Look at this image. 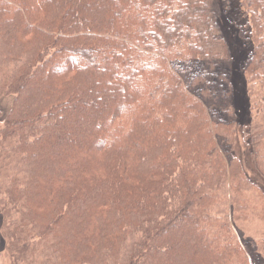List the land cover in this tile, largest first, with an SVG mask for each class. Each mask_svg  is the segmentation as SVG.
<instances>
[{"label":"trees","instance_id":"trees-1","mask_svg":"<svg viewBox=\"0 0 264 264\" xmlns=\"http://www.w3.org/2000/svg\"><path fill=\"white\" fill-rule=\"evenodd\" d=\"M223 18L264 124V0H0L11 264H252L231 222L249 190L264 218V129L237 149Z\"/></svg>","mask_w":264,"mask_h":264},{"label":"rangeland","instance_id":"rangeland-1","mask_svg":"<svg viewBox=\"0 0 264 264\" xmlns=\"http://www.w3.org/2000/svg\"><path fill=\"white\" fill-rule=\"evenodd\" d=\"M234 9L237 10L236 4H234ZM237 18L240 19L241 17ZM221 27L226 35L227 42L235 51L236 61L234 60L235 65L230 70V78H232L233 87L236 93V105L242 110V117L240 118V125L237 131V149L244 152L250 149V141L253 138L255 139L258 137L264 129L260 111L253 108L254 104L259 100L261 88L257 83L249 81L246 76V78H244L245 81H247L246 89H248V91H245L244 82L239 72L242 71L241 66L243 61L252 50L253 45L251 44V40H248L247 42L241 38L238 40V37L233 34V29L230 24H227V21L224 18L221 21ZM12 100L13 98L10 96L0 97V121L3 119L5 112L9 109ZM245 103L246 107L244 106ZM249 105H251L250 113L248 109ZM251 180L259 186L264 185L262 178L255 174H251ZM228 188L229 184H226V187H224L225 191H228ZM217 195L223 197L224 193H217L216 196ZM227 195H229V193H227ZM258 197L259 193L257 194L253 190L243 192V198L247 199L245 210L246 219L231 222L233 238L245 248L248 253L247 257L252 264H264V218L259 216L261 204L257 203ZM217 203L218 200L216 198V204ZM215 207L217 208L219 206L212 207L213 211L216 210ZM0 264H11L3 240L1 242V237Z\"/></svg>","mask_w":264,"mask_h":264}]
</instances>
